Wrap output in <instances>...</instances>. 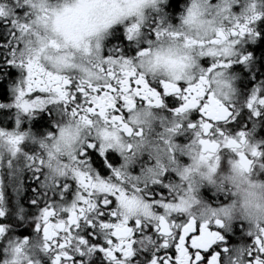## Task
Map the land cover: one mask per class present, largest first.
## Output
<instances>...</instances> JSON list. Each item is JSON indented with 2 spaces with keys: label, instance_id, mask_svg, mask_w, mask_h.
<instances>
[{
  "label": "snow or ice",
  "instance_id": "1",
  "mask_svg": "<svg viewBox=\"0 0 264 264\" xmlns=\"http://www.w3.org/2000/svg\"><path fill=\"white\" fill-rule=\"evenodd\" d=\"M259 2L209 0L207 7L223 18L222 25L212 33L197 28L194 34H182L165 24L161 0H72L59 9H41L44 15L34 0H0V27L7 37L0 47L7 63L21 73L11 105H0L16 109V126L0 129V144L8 149L6 160L0 157V168L8 169L10 186L15 179L14 192L22 187L24 169L34 174L43 170V179L36 177L40 198L29 201L39 241L33 245L28 237L8 238L4 251L11 258L4 264H40L27 253L28 248L46 253L48 264H240L225 244L224 233L232 226L225 222V205L209 206L208 214L199 218L186 214L193 187L190 181L186 187L166 183L165 176L171 172L167 167L154 169L145 164L133 174L130 165L136 161L133 140L142 142L144 117L153 109L167 110L168 116H159L162 124L170 125L166 131L187 133L189 142L199 145L200 160H209L223 147L238 157L235 166L246 170L249 157L264 155L258 147L248 154L236 151L251 131L231 132L227 126L237 119L240 105L253 117L264 112V92L259 89L235 102L234 77L228 71L233 63L251 61V53H239L238 44L242 37L251 41L261 35L251 27L264 16ZM237 3L241 4L239 14L232 11ZM145 5L157 12L154 22L142 11ZM200 14V6L193 4L185 23H193ZM113 24L122 26L123 35L111 28L112 40L119 43L101 55V34ZM162 36L173 44L154 47V40ZM132 45L135 55L129 54ZM69 47L94 58L90 63L95 71L74 76ZM179 48L187 51L180 53ZM259 51L264 57V48ZM205 57L207 67H202L199 61ZM168 104L175 107L166 108ZM49 109L64 117L54 119L55 132L36 138L28 130H19L22 116L31 118ZM27 138L38 143L37 151L22 148ZM88 149L99 153L93 159L99 173L85 158ZM53 150L56 154L67 151L70 161L69 171L58 169L60 175L55 177L46 170L51 167ZM112 151L120 156L119 164L114 163ZM215 170L213 161L209 171ZM153 185L166 194L155 193ZM136 194L146 198L149 219H133L118 211L139 204ZM29 211L20 205L12 209L20 219ZM0 217L8 218L2 180ZM7 232V226L0 223V238ZM250 237L243 264H264V225Z\"/></svg>",
  "mask_w": 264,
  "mask_h": 264
},
{
  "label": "clouds",
  "instance_id": "2",
  "mask_svg": "<svg viewBox=\"0 0 264 264\" xmlns=\"http://www.w3.org/2000/svg\"><path fill=\"white\" fill-rule=\"evenodd\" d=\"M39 6L37 11L41 15L44 12L41 9L50 11L51 8L60 7L71 4L72 0H34ZM162 4L166 3L167 0H161ZM209 0H188L187 6L184 8L182 14L178 15V21L175 25H171L173 30L179 31L182 34L190 33L194 34L197 28H207L210 33L214 31L215 27L222 25L223 18L218 16L215 11H211L207 4ZM193 4H198L201 8V14L193 23L186 24L184 17L187 15L188 8ZM146 16L152 11H155L149 5H145L142 10ZM211 11V14H209ZM116 24L111 25L107 33L101 34V43L103 49L101 55H103L109 46V37H111V28H114ZM43 31V26L40 28ZM87 39V37H86ZM182 39V36H181ZM94 45V41H91ZM173 44L167 36H162L159 41L154 40V47H169ZM51 52L52 50L49 49ZM67 51L73 58V75L84 76L87 71H95L92 68L90 60L94 58L83 57L82 51L69 47ZM180 53H184L187 50L179 48ZM162 75L163 73H159ZM151 79V75H149ZM152 114L144 117V123L142 124L144 134L141 140H133V150L136 153V161L133 164H137L142 154L147 155V164L150 167L156 168L157 165L167 167L177 178L174 183L177 185L187 186L190 181L192 184V192L190 195L191 199L188 200L187 206L184 211L186 214H191L199 218L201 215H207L209 212V205L197 196V189L202 183H207L213 186L216 190L224 192L227 191L231 194L232 199L228 200L227 203L223 204L228 209V216L225 217V222L229 225L233 223H242L244 225L243 234L249 236L258 232L259 227L264 225V178L260 177L261 173H264V163L259 158H251L250 163L246 170H242L236 167V161L238 157L229 150L233 155H228L223 161L224 167H221V157L218 154L207 160H200L199 145L192 144L189 141L186 143H178L174 140L176 133H169L166 128L169 127V123L165 121L163 124L159 118L160 115L156 110H148ZM62 114L57 115L58 121L63 120ZM157 125L159 131L153 125ZM154 133V134H153ZM168 140V144L163 142V139ZM122 142L125 144L127 140L122 138ZM261 141L252 139V133L249 132L244 143L236 151L248 154L254 147H258ZM172 147V152L168 151V148ZM51 158V167L46 169L51 175L58 176L60 173L58 169H63L65 173L69 171V157L67 151H61L59 154L55 153ZM8 155V149L4 144H0V157L5 158ZM183 156L187 159V163H183L178 159V156ZM66 157L67 159L61 160L60 157ZM45 159H48L45 154ZM215 161L216 170L214 172L209 171V166ZM131 164L130 167L133 165ZM141 168V167H140ZM139 168V170H140ZM189 169L188 173L185 174L184 170ZM139 173V171H138ZM137 173V174H138ZM4 176H8V169L6 167L0 168V180ZM139 204H130L128 207L120 208L118 211L122 215L129 216L130 218H141L149 219L145 215L144 205L147 203L146 198L142 194H136ZM251 243L241 241L235 245L230 246V255L238 258L240 264H243V258L246 256L247 247ZM0 264H4L0 261Z\"/></svg>",
  "mask_w": 264,
  "mask_h": 264
},
{
  "label": "flooded vegetation",
  "instance_id": "3",
  "mask_svg": "<svg viewBox=\"0 0 264 264\" xmlns=\"http://www.w3.org/2000/svg\"><path fill=\"white\" fill-rule=\"evenodd\" d=\"M215 2V0H212ZM188 0H167L166 3L160 5L162 8V12L160 15L163 16L164 22L175 25L178 21V15L182 14L184 8L187 6ZM241 3H244V0H241ZM258 8L264 12V0H260L258 3ZM241 10V4L237 3L232 6V11L235 14H239ZM157 18V12L152 11L148 15V19L154 22ZM251 27L256 33H260L261 35L257 36L254 40H248L247 37L240 38V43L238 44V51L241 54H248L251 53V61L247 64L241 63H233L229 68V74L234 77L233 86L235 88V102L239 103L242 98H246L251 91L256 88L264 92V57H262L261 52L259 51L260 48H264V16H261L257 21L251 24ZM114 28L120 29V35H123L122 26L115 25ZM7 43V37L4 34V29L0 27V44ZM119 41L112 40V37H109V46L111 44H118ZM125 45H128V42L125 41ZM133 51L129 53L130 55H135V46L132 45ZM4 49L0 47V105H11L13 101V87L16 84L17 79L20 77L21 73L20 70L13 66L10 63H7V57L4 54ZM107 54V49L104 53ZM202 67H207L208 58H201L199 61ZM195 70V69H194ZM167 101V98H165ZM175 107V105L168 104L166 108ZM156 110V109H154ZM158 114H163L168 116L167 110L163 113H160L159 110H156ZM242 113V115L240 114ZM192 118V115L189 116V119ZM54 119H57V114H55L51 109L40 111L39 113L33 114L31 118L27 116H22L20 118L21 122L19 125V130H28L31 132L32 137H42L47 132H55L56 128L54 126ZM16 109L14 107H7L3 108L0 107V129H13L16 124ZM157 131L159 128L157 125H153ZM229 131H245L248 132L249 130L252 133V139L261 141L258 144V149L264 153V112H261L259 116H251L249 115L248 109L245 108L243 105H240L239 113L237 115V119L230 121ZM154 134V133H153ZM190 139V136L187 133H178L174 140L178 143H186ZM25 151H37L38 150V143L32 139L27 138L23 141L21 145ZM221 157V167H224L223 161L226 159L228 155H233L229 152L228 149L221 147L217 153ZM94 155H99V153L95 152V149H88L85 153V158L87 159L88 163L95 168L96 172L99 173L100 169L93 164ZM112 157L114 158V163H120V156L112 151ZM251 159V157H249ZM61 160L67 159L66 157L61 156ZM103 159V158H102ZM261 160H264V155L261 156ZM147 161V155L142 154L140 159L137 161V164H133L130 167V171L133 174H137L139 168L144 165V162ZM107 175V172L104 173ZM36 177L39 179H43V170L40 173L34 174L28 169H24L20 174V182H21V189L18 192L13 191V187L16 184L15 179H13L11 186L9 185V177L4 176L2 178L4 184V195H5V202H6V214L7 219L0 217V223H4L7 228L8 232L7 235L3 238H0V261H2V255L5 254L4 248L5 243H7L8 238H17L19 236L16 235L17 232L15 225H17L15 218H18V215L13 214L12 209L15 205H20L23 207L24 210L29 211L30 203L29 201L36 197L37 199L40 198V193L37 191L39 189V183ZM261 178H264V173L260 174ZM177 178L175 177L174 173L169 172L165 176V182H174ZM155 193L166 194V190L159 187V186H151ZM204 190V193L209 196H219L222 202L214 204L207 201L206 203L211 207H218L228 202V200L232 199L231 194L227 191L221 192L216 190L213 186L208 185L206 182L202 183L200 187L197 189V196L198 198L201 197V192ZM51 195V194H50ZM69 198L71 197V193L68 194ZM151 195V194H150ZM205 200V199H204ZM217 201V200H215ZM214 201V202H215ZM205 202V201H204ZM35 215L34 211H29V215L26 218V223L28 229H26V236L30 238V244H36L39 241V236L34 233L32 227V219L31 217ZM12 217H15L14 220H11ZM9 219L10 223H13L11 226L12 230L9 231ZM19 221V219L17 220ZM15 222V223H14ZM244 232V225L242 223H233L230 227L229 231L224 233V240L225 244L228 246L235 245L241 241L249 242L251 237L246 236L243 234ZM24 238V237H22ZM30 255H32L34 261H39L40 264H48L47 260L42 259L41 254L43 257L48 258L47 254L44 252H37L32 248L28 249ZM41 253V254H40Z\"/></svg>",
  "mask_w": 264,
  "mask_h": 264
},
{
  "label": "rangeland",
  "instance_id": "4",
  "mask_svg": "<svg viewBox=\"0 0 264 264\" xmlns=\"http://www.w3.org/2000/svg\"><path fill=\"white\" fill-rule=\"evenodd\" d=\"M178 159L180 160V161H182L183 163H187V159L185 158V157H183L182 155L181 156H178ZM201 197L202 198H200V199H202L203 201H205V202H209L210 204L209 205H211V202H213L214 204H217V203H221L222 201L220 200V199H218V198H220L219 196H215L214 195V197L213 196H211V195H209V196H207L205 193H204V190L201 192ZM205 199V200H204ZM215 200H217V201H215ZM215 201V202H214ZM19 231H21V230H19L18 229V232ZM20 238H22V237H20ZM19 238V239H20ZM7 243H5V245H6ZM29 249V248H28ZM28 249H26V251H27V253L29 254V252H28ZM41 254V253H40ZM41 256H42V259H45V260H47L48 258H46V257H43V255L41 254ZM11 258V253H9L7 256L5 255V254H3L2 255V261L4 262L6 259H10Z\"/></svg>",
  "mask_w": 264,
  "mask_h": 264
},
{
  "label": "trees",
  "instance_id": "5",
  "mask_svg": "<svg viewBox=\"0 0 264 264\" xmlns=\"http://www.w3.org/2000/svg\"><path fill=\"white\" fill-rule=\"evenodd\" d=\"M14 218L15 217H12L11 220H14ZM26 218L27 217H24L23 219H20L19 217L15 218L17 220L19 219V221L16 220L17 225H15L16 230H17V232H15V233H16L17 236H19V238L20 237H25L26 234H27L26 233V229H28V226H27V223H26ZM10 225L13 226V223H10V219H9V231L12 230ZM18 229L21 230V231L18 232Z\"/></svg>",
  "mask_w": 264,
  "mask_h": 264
}]
</instances>
